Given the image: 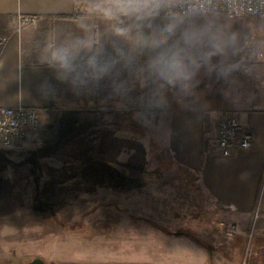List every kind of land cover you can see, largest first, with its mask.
Listing matches in <instances>:
<instances>
[{"label":"crops","instance_id":"0c3cea01","mask_svg":"<svg viewBox=\"0 0 264 264\" xmlns=\"http://www.w3.org/2000/svg\"><path fill=\"white\" fill-rule=\"evenodd\" d=\"M19 16L38 20L18 26ZM218 17L224 26L235 25L243 17L260 19L264 25V17ZM0 19V109L24 106L46 112L41 129L13 149H0L1 165L29 166L40 176L41 168L55 167L57 171L59 166L81 164L71 158L79 155L82 142L110 166L119 164L126 149L136 165L137 151L156 148L165 154L164 159L198 176L202 192L215 203L221 221L236 225L238 233L225 237L222 222L179 229L193 230V236L190 231L170 234L149 220L127 222L123 223L128 229L125 232L124 228L127 240L137 239L139 226L149 245L144 253L123 254L121 260L125 264H234L236 260L225 257V253H242L253 237V262L264 264L260 253L264 248L261 51L243 47L229 61L240 62V69L227 76L202 70L191 93L168 87L160 90L151 79L139 77L120 64L99 81L81 82L78 73L64 76L59 71L53 52L87 39L102 48L105 56H114V48L121 42L111 35L106 21L84 13L78 0H0ZM84 57L81 51L76 64L82 65ZM145 59L141 57L138 64ZM227 116L237 117L252 131L255 143L224 157L213 141L220 120ZM212 229L214 235L206 232ZM201 234L208 246L202 245ZM77 251L86 255L83 247ZM76 252L69 254L73 255L70 260Z\"/></svg>","mask_w":264,"mask_h":264},{"label":"rangeland","instance_id":"374dc122","mask_svg":"<svg viewBox=\"0 0 264 264\" xmlns=\"http://www.w3.org/2000/svg\"><path fill=\"white\" fill-rule=\"evenodd\" d=\"M78 5L92 14L87 0H78ZM261 21L243 17L225 27L240 35L241 44L247 39L251 49L264 52L255 47L256 41L264 40ZM79 147V155L71 160L81 164L59 166L57 171L41 168L40 176L29 166L0 164V264H27L37 258L47 264H125L123 254L144 253L149 243L139 226L137 239L128 241L123 223L149 220L170 234L190 231L193 236V230L179 229L222 222L215 203L202 192L198 176L164 159L160 150L137 151L135 165L126 149L119 164L110 166L95 150H88V144ZM222 223L225 237L236 235L228 234L232 224ZM206 232L214 235L215 231ZM199 238L208 246L202 239L205 235ZM248 240L242 253L227 251L225 257L236 260L234 264H256L254 239ZM78 247L85 249V256ZM73 251L77 256L70 260ZM260 253L264 260V248Z\"/></svg>","mask_w":264,"mask_h":264},{"label":"clouds","instance_id":"9594fccd","mask_svg":"<svg viewBox=\"0 0 264 264\" xmlns=\"http://www.w3.org/2000/svg\"><path fill=\"white\" fill-rule=\"evenodd\" d=\"M90 13L108 24L121 45L105 56L92 41L78 40L53 52V62L64 75L78 73L81 82L109 76L117 64L146 76L160 90L165 87L191 93L198 74L216 71L222 76L240 69L229 62L243 47L238 33L219 22L218 0H87ZM255 47L264 49V40ZM83 51L82 65L76 64ZM264 58V52L261 54ZM146 57L143 64H138Z\"/></svg>","mask_w":264,"mask_h":264},{"label":"built area","instance_id":"2783aa9c","mask_svg":"<svg viewBox=\"0 0 264 264\" xmlns=\"http://www.w3.org/2000/svg\"><path fill=\"white\" fill-rule=\"evenodd\" d=\"M217 16L264 17V0H218ZM37 18L19 16V26L34 24ZM46 121V112L35 107H7L0 109V149L10 150L21 145L32 133L41 129ZM255 143V135L244 127L235 116L220 120L217 136L213 141L215 149L224 157L231 156L238 149H249ZM238 233L236 225L228 227V234Z\"/></svg>","mask_w":264,"mask_h":264},{"label":"water","instance_id":"95a60500","mask_svg":"<svg viewBox=\"0 0 264 264\" xmlns=\"http://www.w3.org/2000/svg\"><path fill=\"white\" fill-rule=\"evenodd\" d=\"M182 233H185V232H174V234H182ZM27 264H47V263L45 261H43L42 259L37 258V259H34L31 262L27 263Z\"/></svg>","mask_w":264,"mask_h":264},{"label":"trees","instance_id":"16d2710c","mask_svg":"<svg viewBox=\"0 0 264 264\" xmlns=\"http://www.w3.org/2000/svg\"><path fill=\"white\" fill-rule=\"evenodd\" d=\"M79 15V14H77ZM77 15H73L72 17L75 18ZM62 18H69L70 16H61ZM0 22H1V19H0ZM119 176H122L121 174H119Z\"/></svg>","mask_w":264,"mask_h":264}]
</instances>
